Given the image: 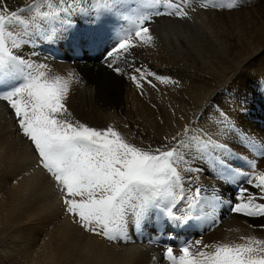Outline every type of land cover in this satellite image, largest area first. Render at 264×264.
<instances>
[{
  "label": "snow or ice",
  "instance_id": "1",
  "mask_svg": "<svg viewBox=\"0 0 264 264\" xmlns=\"http://www.w3.org/2000/svg\"><path fill=\"white\" fill-rule=\"evenodd\" d=\"M190 2H198L205 11L239 7V0L227 4L208 0H34L27 7L11 10L0 0V101L6 102L15 135L27 144L35 167L42 170L36 184L50 180L61 195L62 211L86 233L112 243L128 242L129 223L140 228L156 216L168 226L180 228L210 215L205 209L214 213L221 197H208L205 189L193 190L191 184L185 189L182 172L204 171L194 166L197 163L208 165L224 181L245 175L257 192L242 188L236 197L239 202L228 201V210L264 218V171L255 158L236 151L244 148L253 157L264 158V140L245 131L223 109L195 134L185 125L168 143L144 148L112 126L98 129L70 119L67 101L71 86L80 82L79 74L71 70L66 76L49 77L47 64L23 55L26 47L60 41L71 42L74 50L95 51L111 31L108 26L119 25L115 42L104 48L100 63L118 76L127 75L140 90L145 85L155 87L153 81L179 86V81L137 66L128 57L137 47L154 46L150 28L154 18L190 19ZM36 55L35 50L29 53L30 57ZM120 60L131 73L118 66ZM234 161L245 162L249 172L242 173ZM260 227L264 229V224ZM239 239L242 242L202 246L198 240L196 251L192 244L182 245L179 255L167 246L164 258L169 264H264V239L254 235Z\"/></svg>",
  "mask_w": 264,
  "mask_h": 264
},
{
  "label": "bare ground",
  "instance_id": "2",
  "mask_svg": "<svg viewBox=\"0 0 264 264\" xmlns=\"http://www.w3.org/2000/svg\"><path fill=\"white\" fill-rule=\"evenodd\" d=\"M29 1L32 0H5V4L9 9L14 10L31 3ZM208 2L210 4H227L231 0H208ZM192 7H195L196 10L192 11ZM221 9L209 7L205 11L199 7L198 2H190L187 6L190 19L154 18L150 25L151 32L155 37L154 46L137 47L133 49V55L128 57V60L134 61L137 66L144 65L158 75L169 76L179 81V86L153 81L155 87L145 85L140 90L136 89L135 84L127 75H125V79L111 75L108 78L107 89L102 92L99 88L98 73L95 70L100 62L97 53H100L105 45L110 46V39L113 40L114 37L106 33L103 38V41H106L105 44L103 43L94 52L88 50L89 52L86 54L82 50H74L71 42L60 41L59 49L65 50L66 55L60 52L63 57L55 56L60 63L49 60L52 66L46 71L49 77L57 74L66 76L71 70H75L79 74L80 82L71 86L67 101V106L72 113L70 119L78 120L98 129L112 126L120 131L121 129L112 122V117L108 116L107 111H112L114 115L125 111V116H128L126 121L131 131L146 143L153 142L155 146H159L168 143L177 132L182 133L185 125L193 130L191 134H195L199 128L208 126L211 117L217 110L223 109L237 123L241 124L245 131L264 140V113H262L264 112V84H257L252 76L255 74L258 77H264V72H261L264 65L258 66L261 60H264V0H239V7L232 10ZM23 15L28 16L27 13ZM227 20L229 24H227ZM242 21L252 24V26H259L257 33L253 27L252 37L249 36L250 40H245L247 46L237 47L239 49L237 50L233 39H237L235 42H238L241 38L237 24ZM108 27L115 28L116 32L120 30L117 25ZM230 28L234 30L231 33ZM233 32H235V36H233ZM134 42L139 43L135 40ZM231 42L233 46H231ZM47 47H49V43H40L35 49L26 47L23 55L38 63L37 58H43L38 50L45 53ZM33 50L38 55L30 57L29 53ZM245 52L250 53L252 59L247 61L246 68L236 64L247 73L245 80H240L238 84L234 83V85L225 87H220L217 84V87H213L206 82L201 83L200 79L196 82H187L184 79L186 68L194 67L200 70L216 71L220 65L227 63L226 61L233 63V58L237 53L244 54ZM69 53L77 59L81 55L84 57L88 54L90 61L98 63L91 65L87 62L85 65H81L71 59L67 60ZM120 61L125 65L123 60ZM120 61L118 62L120 63ZM157 64H165L168 68H156ZM101 67L104 65L102 64ZM126 68L127 73H131V68L127 66ZM250 71L253 73L252 75H248ZM181 77H184V80ZM226 87L234 96L226 97L222 94L223 92L221 93V90ZM90 88H93V92L89 91ZM126 88L132 90L126 97L127 101L122 102L120 95ZM205 103H207L206 106ZM121 105L125 106L124 110L121 109ZM204 106L205 108L201 112L203 116L197 115ZM4 112V108L0 105V150L1 147H4V150H1L4 152L0 153V217L5 219L6 224L4 223V225L7 227L5 229H9L5 233L9 234L8 238L12 242L16 237H20L19 229L23 233L28 231V240L29 243H32L34 251H31L33 247L28 251H22L24 256L28 257L30 264H169V261L165 262L162 256L163 251L164 253L166 251L161 247L163 243L173 246L174 254L179 255L178 248L182 245L192 244V250L196 251L195 242L198 240L202 246L217 242L240 243L242 242L239 239L241 236L249 235L264 239V229L260 227L264 224V218L245 217L228 210V201L239 202L236 200L237 195L240 194L237 188H247L249 193L257 192L246 182L247 177L239 176L234 180L224 181L218 178V173L204 163L194 165L203 168L202 172H182L185 177V189L187 190L189 184L193 190L195 187H201L205 189L204 195L208 197L218 195L222 202L217 205L214 213L210 208L205 209V212L210 215L190 221L187 225L178 228L175 234L169 233L171 242L167 241L166 230L163 225L158 224L156 216L155 219L146 221L140 228H137L134 223H129V237L133 235V231L139 232L140 240H146L141 243H137L138 241L133 244L124 241L112 243L100 236L86 233L78 224L73 223L71 216L62 211L61 195L51 187L50 180L36 184L37 178L42 177V171L35 167V160L32 159L27 144L12 141V138L9 139L11 130L8 129L12 120L8 119L7 124L5 118L1 116L4 115ZM7 134L9 135L7 136ZM5 148L9 152H14L15 155L9 156L7 153L5 159L4 153L7 151ZM236 151L248 155L249 159L255 158L259 170L264 171V158L253 157L244 148L237 147ZM244 163H242L244 168L239 167L240 171L248 173L249 169ZM2 185H5L4 187L9 185L11 195L2 196L5 191L2 189L4 188ZM4 201L10 202L9 206H5ZM182 206L183 202L177 205V208ZM177 214L182 213L177 212ZM19 222L28 228L19 227ZM250 225H255V227H250ZM39 227L41 232L38 234ZM184 227H186L185 230ZM4 230L3 234H5ZM130 238L133 239L132 236ZM178 238L180 239L179 244H177ZM174 244L177 246V250L174 248Z\"/></svg>",
  "mask_w": 264,
  "mask_h": 264
},
{
  "label": "rangeland",
  "instance_id": "3",
  "mask_svg": "<svg viewBox=\"0 0 264 264\" xmlns=\"http://www.w3.org/2000/svg\"><path fill=\"white\" fill-rule=\"evenodd\" d=\"M33 1V3H34V0H32ZM32 1H29V2H31V3H29V4H25V5H23L22 7H27V5H30V4H32ZM19 8H21V6L20 7H18V8H16V9H14V10H18ZM11 10H13V9H11ZM221 10H223V9H221ZM257 10H259V9H257ZM25 16V15H24ZM158 18V17H157ZM243 25H245V26H243ZM227 24H229L228 23V20H227ZM248 25V26H247ZM117 26H119V25H117ZM251 28H250V27ZM259 25H257V26H255V25H253L252 26V24L250 25V24H248L247 22H245L244 21V23H243V21L242 22H240L239 24H237V30H238V32L240 31V34H239V36L241 37L240 39H239V41L238 42H235L237 39H233V42L235 43V47H236V49L237 50H239L238 48H244V47H241V46H247V44H246V42H245V40H250V37H252V34H253V27H254V29H255V33H257V27H258ZM120 27V26H119ZM240 27V28H239ZM249 28H250V31H249ZM115 28H113V29H111V31L108 33L111 37H114L113 38V40H111L110 39V43H109V45L111 46L114 42H115V33H116V31L114 30ZM247 29V30H246ZM252 29V30H251ZM232 31H234V30H232L231 28H230V33L232 32ZM249 31V32H248ZM235 32H233L232 34H233V36H235V34H234ZM246 33V34H245ZM251 34V35H250ZM109 36V37H110ZM246 36H247V38H246ZM250 36V37H249ZM244 37V38H243ZM244 40V41H243ZM105 42L106 41H102V45H103V43L105 44ZM59 43V42H58ZM58 43H55V44H58ZM239 43V44H238ZM52 44H50L49 43V46H51ZM110 46H108V45H105L104 46V48L105 47H110ZM231 46H233V44H232V42H231ZM238 47V48H237ZM104 48L102 49V51L100 52V53H97L98 54V58L99 59H101V54H102V52H103V50H104ZM85 54H86V52L84 51V50H82ZM96 51V50H95ZM89 52V51H88ZM94 52V51H93ZM235 52V51H234ZM240 52V51H239ZM90 53H92V52H90ZM70 54V53H69ZM76 54V53H75ZM250 54V53H249ZM248 54V52H245L244 54H240V53H237L236 55H235V57L233 58L234 59V62L232 63L231 61H226L227 63H225V64H223V65H220L217 69H216V71H211V70H200V69H197V68H192V69H187L186 68V70L188 71H185L184 70V72H185V74H184V79H185V81L187 80V82H196V81H200L201 83L203 82V83H208L209 85H212L213 87H217V84H218V86H220V87H225V86H229V85H234V83H236V84H238L239 83V81L240 80H245V75H247V73H245L244 71H242V69L240 68V67H237V63L239 64V65H242V67L244 66L245 68L247 67V66H245V64H247V61H251V59H252V56L251 55H249ZM57 56H60V57H63V55H61V53L60 54H56ZM55 55V56H56ZM88 55V54H87ZM87 55H84V57H82V55L81 56H79L80 58L79 59H77L76 57H72L73 56V54H70L69 55V57L67 58V60H73V61H75V62H77V63H79V64H81V65H85V63H87V62H89L91 65L93 64V65H95V63H98L97 61H90V59H88L89 57L87 56ZM47 56V55H46ZM75 56V55H74ZM234 56V55H233ZM232 56V57H233ZM43 57V56H42ZM86 58V59H85ZM43 59V60H42ZM32 60H34V59H32ZM88 60V61H87ZM35 61V60H34ZM37 61H38V63H45V64H48V66L50 67V66H52L51 64V62H54V61H49V59L48 58H45V57H43V58H37ZM45 61V62H44ZM263 61V62H262ZM66 62V61H65ZM121 62L122 61H120V63L118 62V66H121V67H123L124 69H125V72L127 73V68H126V66L125 65H123V64H121ZM57 63V62H56ZM83 63V64H82ZM264 65V60L262 59L261 60V62L259 63V67L260 66H263ZM100 65V66H99ZM104 65V64H103ZM158 66L156 67V68H168V66L167 65H165V64H157ZM102 66V63H98L97 64V67L95 68V70L97 71V73H98V77H99V88H100V90H102V92H104L106 89H107V86H108V78L112 75V76H114V77H116V78H124L125 79V75H121V76H118V75H116L115 73H113L112 71H111V69H105L106 67H105V65H104V67H101ZM164 66V67H163ZM240 71V72H239ZM242 72V73H241ZM261 72H264V69H262V71ZM244 73V74H243ZM249 74H253L251 71L248 73V75ZM253 76V78L257 81L256 83L257 84H264V77L263 76H255V74H253L252 75ZM187 77V78H186ZM191 77V78H190ZM182 77H181V79H183ZM183 79V80H184ZM200 79V80H199ZM260 79V80H259ZM238 80V81H237ZM208 81V82H207ZM262 81V82H261ZM259 82V83H258ZM137 89V88H136ZM104 90V91H103ZM130 90H132V89H130ZM130 90H128L127 88L124 90V91H122V93H121V95H120V97H121V99H122V102H125V100L127 101V99H126V97L128 96V94H129V92H130ZM89 91H91V92H93V88H90V90ZM223 92V93H222ZM225 92V93H224ZM221 93L222 94H224V96H226V97H228V96H234V94H231V92L229 91V88H225L224 90H221ZM263 96V95H262ZM2 103V104H1ZM6 104V102H0V105H2V108H4V115L2 114L1 116L2 117H4L5 118V120H6V123L8 124V119L9 120H12V118L9 116V111H8V109H6L5 110V108H6V105H3V104ZM207 105V103H205V106ZM205 106L204 107H202L199 111H198V114L197 115H200L201 114V112L204 110V108H205ZM124 105H121V109H123L124 110ZM129 107V106H128ZM127 107V108H128ZM203 109V110H202ZM218 111V110H217ZM125 111H120V112H118V114L117 113H115V115L114 114H112V111H107V114H108V116L109 117H112L111 118V120H113L112 122L113 123H115L116 125H118V127H119V129H121L120 131H121V133H122V135H124V136H126L132 143H134V144H136V145H138V146H141V147H144V148H147L149 145H151L153 148H155V147H157V146H155L154 144H153V142L151 143V142H145L144 140H142V139H140V137H138L137 135H135L134 133H133V131H131V129H130V127H129V125H128V123H127V119L126 118H128V116H125V113H124ZM262 113H264V112H262ZM197 117H199V116H197ZM4 118H3V120H4ZM114 118H116V119H114ZM119 121V122H118ZM10 123V122H9ZM11 125H9L10 127H9V131L12 133H10V135L9 134H7V136L8 137H10L9 139L11 140V138H12V141H15V142H21L20 141V138L19 137H17L16 135H15V132H14V129H13V120L11 121V123H10ZM8 131V132H9ZM17 143V144H18ZM6 149V148H5ZM1 150H4V147H1ZM0 150V153L1 152H4V151H1ZM7 150V149H6ZM28 150V149H27ZM7 153H8V155L9 156H12V154L13 155H15V153L14 152H9L8 150H7ZM32 157V156H31ZM32 159H34L33 157H32ZM35 160V159H34ZM30 161H31V159H30ZM33 162V161H32ZM242 163H244V162H241V161H236V163L235 164H237V165H239V167L240 168H244L243 167V164ZM245 164V166H246V163H244ZM241 165V166H240ZM40 171H42L41 169H40ZM246 172V171H245ZM42 173V172H41ZM242 177H246L245 175H241ZM4 181V180H3ZM9 182V181H8ZM3 184H5V182H2ZM10 183V182H9ZM11 185V184H10ZM5 185H2V187H4ZM9 185L8 186H6V187H4V188H2V189H4L5 191H4V193H2V196H5V195H7V194H9V195H11L10 193V191H9ZM238 189H240V188H237V191L239 192L240 190H238ZM9 191V192H8ZM6 193V194H5ZM1 195V194H0ZM1 197V196H0ZM8 197H10V196H8ZM0 201H1V199H0ZM9 204H10V202L8 203V202H5L4 201V205L5 206H9ZM152 219H155V216H153V218ZM3 220H4V222H3ZM4 223H5V219H3L2 217H0V264H30L31 262L30 261H28V257L26 258L25 256H24V252L22 251V250H26V251H28L30 248H32L33 247V245H32V243H29L30 241L28 240V231H26V233H23V231L22 230H20L19 229V235H20V237H16L15 239H13V242H12V240L11 239H9L8 238V236H9V234H6L5 232H6V230H9V229H5V228H7L6 227V225H4ZM6 224V223H5ZM158 224L160 225H162V222H161V220H159L158 221ZM18 226L19 227H23L24 225H23V223H21V222H19L18 223ZM164 226H165V228H167V229H171L172 227L171 226H168V225H165V222H164ZM25 227H27L28 228V226H24V228ZM5 229V230H4ZM186 229V227H184V230ZM3 230H4V233L6 234H3ZM26 230H28V229H26ZM134 230H136L135 228H134ZM21 231V232H20ZM11 232H12V230H11ZM41 232V230H40V227L38 228V234ZM136 231H133V235H131L132 237H133V239L132 238H130V240L128 241L129 243H131V244H133V243H136L137 241V243H141V240H140V238H141V235H139V232H136ZM141 233H143L142 231H140ZM176 233V231L174 232V233H172V234H175ZM3 235V236H2ZM5 235V236H4ZM130 236V237H131ZM14 237V236H13ZM138 239H136V238ZM23 238V239H22ZM168 238H169V236H167V241L168 242H171V239H169L168 240ZM171 238V237H170ZM140 240V241H139ZM31 245V246H30ZM174 248L177 250V246H174ZM180 248V247H179ZM179 248H178V250H179ZM18 250V251H17ZM22 251V252H21ZM31 251H34V247L31 249ZM23 253V254H22ZM23 257V258H22ZM25 257V258H24ZM164 258V257H163ZM167 260L165 259V262H166ZM169 263V262H168Z\"/></svg>",
  "mask_w": 264,
  "mask_h": 264
}]
</instances>
